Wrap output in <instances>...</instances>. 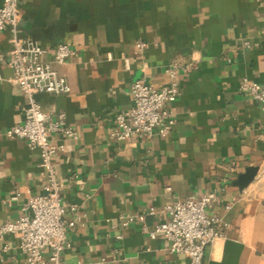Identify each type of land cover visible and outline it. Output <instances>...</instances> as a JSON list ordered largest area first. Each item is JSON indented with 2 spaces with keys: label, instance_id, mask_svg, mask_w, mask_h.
Instances as JSON below:
<instances>
[{
  "label": "crops",
  "instance_id": "obj_1",
  "mask_svg": "<svg viewBox=\"0 0 264 264\" xmlns=\"http://www.w3.org/2000/svg\"><path fill=\"white\" fill-rule=\"evenodd\" d=\"M17 32L45 47L48 60L60 42L75 50L51 63L69 91L36 95L51 118L63 113L75 130L52 135L62 144L53 159L61 200L76 206L65 212L75 226L64 263L188 264L143 226L162 218L165 202L214 190L218 199L206 213L225 224H215L220 234L201 264H264V108L239 87L243 76L264 83V0H19ZM9 37L0 31L3 53ZM138 39L148 42L140 57ZM171 60L194 67L177 71L170 132L112 137L114 115L131 105V83L160 86ZM0 74V220H13L43 179L38 150L3 133L22 122L24 96L8 66L0 64ZM251 165L254 178L239 188L233 181ZM149 206L156 213L120 225L119 214ZM0 264H27L16 236L0 240Z\"/></svg>",
  "mask_w": 264,
  "mask_h": 264
},
{
  "label": "built area",
  "instance_id": "obj_2",
  "mask_svg": "<svg viewBox=\"0 0 264 264\" xmlns=\"http://www.w3.org/2000/svg\"><path fill=\"white\" fill-rule=\"evenodd\" d=\"M18 1L1 0L0 3V31L10 32V47L5 53L0 51V64L12 70L11 80L24 96L23 120L20 124L8 127L3 133L9 138H22L28 147L38 150L43 183L41 192L31 195L21 204L22 212L15 219L0 220V240L8 234L16 236L27 264H66L61 259V253L71 246L67 231L75 226V219L66 217L65 212L70 210L74 213L76 206L61 200L62 185L53 159L62 144L55 142L52 135L58 133L64 137H73L75 130L66 122L63 113L51 118L42 109L36 95L69 91L66 78L51 63H65L74 56L75 50L67 42H60L48 60L45 58L48 52L45 47L33 39L19 36ZM242 44L248 45V41L244 40ZM147 46L148 42L136 40V55L140 57ZM192 67L194 62L180 64L171 60L165 66L166 79L160 86L143 79L134 80L130 85L131 105L114 115L110 135L118 140L154 134L166 136L175 123L171 104L179 95L177 71H187ZM239 87L251 94L264 108V83L243 76ZM10 199H16V194ZM216 199L218 194L212 190L197 197L189 195L165 202L159 208L162 218L152 227L143 226V229L150 238H163L169 252L186 255L188 264H201L206 246L220 234L215 224H225L218 215L206 213V209ZM229 206L225 205L226 208ZM154 213L156 208L149 206L142 212L121 213L118 219L120 225L126 227ZM121 236V233H117L114 238L120 239ZM104 260L102 257L100 261Z\"/></svg>",
  "mask_w": 264,
  "mask_h": 264
},
{
  "label": "water",
  "instance_id": "obj_3",
  "mask_svg": "<svg viewBox=\"0 0 264 264\" xmlns=\"http://www.w3.org/2000/svg\"><path fill=\"white\" fill-rule=\"evenodd\" d=\"M257 171V166H246L243 172L239 173L233 181L239 188L245 187L254 178Z\"/></svg>",
  "mask_w": 264,
  "mask_h": 264
}]
</instances>
